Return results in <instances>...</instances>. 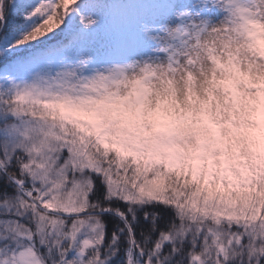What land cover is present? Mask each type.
<instances>
[{"label":"snow or ice","instance_id":"obj_1","mask_svg":"<svg viewBox=\"0 0 264 264\" xmlns=\"http://www.w3.org/2000/svg\"><path fill=\"white\" fill-rule=\"evenodd\" d=\"M0 264H264V0H0Z\"/></svg>","mask_w":264,"mask_h":264}]
</instances>
